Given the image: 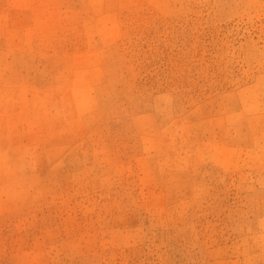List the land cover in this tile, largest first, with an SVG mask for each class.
I'll return each mask as SVG.
<instances>
[{
    "label": "rangeland",
    "instance_id": "374dc122",
    "mask_svg": "<svg viewBox=\"0 0 264 264\" xmlns=\"http://www.w3.org/2000/svg\"><path fill=\"white\" fill-rule=\"evenodd\" d=\"M0 264H264V0H0Z\"/></svg>",
    "mask_w": 264,
    "mask_h": 264
}]
</instances>
